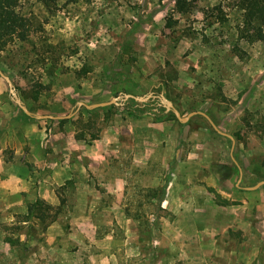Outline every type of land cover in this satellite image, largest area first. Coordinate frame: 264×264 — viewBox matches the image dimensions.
<instances>
[{
	"label": "rangeland",
	"instance_id": "1",
	"mask_svg": "<svg viewBox=\"0 0 264 264\" xmlns=\"http://www.w3.org/2000/svg\"><path fill=\"white\" fill-rule=\"evenodd\" d=\"M238 1L187 0L183 13L177 11L176 0H57L52 11L37 0H20L10 8L9 13L28 20L30 31L26 41L0 49V67L32 113H74L70 88L77 73L87 69L79 80L90 82L97 95L92 102L117 98L120 112L128 108L138 117L154 114L156 120L167 122L164 133L185 139L178 150L184 176L193 181L192 194L176 207L158 209L151 197V190L167 181L175 156L172 146L151 147L158 148L154 159L144 151L135 160L131 144L125 143L121 155L111 159V171L96 172L95 189L85 188L76 177V186L59 190L57 202L48 204L72 216L58 225L73 234L72 244L62 248L64 264H264V236L254 219L264 189L263 196L249 193L247 204L224 209L217 186L211 185L218 172L233 169L235 163L246 167L248 177H264V41L243 38L244 14ZM51 65L58 70L49 79ZM162 96L182 116L207 114L219 130L234 137V150L231 139L218 134L204 116L196 115L189 126L180 127L169 117L173 112ZM1 104L14 108V120L40 129L49 131L56 124L62 131L77 129L72 123L60 127L48 120L26 119L0 75ZM98 112V117L82 114L75 121L82 125L96 119L94 131L113 124L114 115L105 121L102 109ZM201 160L205 168L198 164ZM239 177L240 171L232 178L234 184ZM102 179L123 180L125 187H103ZM251 181L260 182L257 176ZM123 211L127 219H117ZM25 212L23 205L0 213L6 240L17 242L21 237L13 234L23 229L34 236L47 229L36 221L24 225ZM234 214L239 216L236 221L230 219ZM246 214H253L252 225ZM149 224L154 226L153 240L141 241ZM41 241L47 246L45 238ZM42 255L49 261L54 253L46 250Z\"/></svg>",
	"mask_w": 264,
	"mask_h": 264
},
{
	"label": "crops",
	"instance_id": "2",
	"mask_svg": "<svg viewBox=\"0 0 264 264\" xmlns=\"http://www.w3.org/2000/svg\"><path fill=\"white\" fill-rule=\"evenodd\" d=\"M80 85L83 87L82 90H80ZM91 88H93L92 85ZM70 91L71 97L75 98L73 104L77 108L79 103L97 104L91 101L97 95L90 89L88 80L83 82L76 78ZM106 92L105 94H108L110 91ZM6 104L5 107L2 104L0 106V213L2 214L14 210L18 206L25 205L28 208L37 199L54 204L57 202L58 194H60L59 190L78 184L76 177L82 179L81 182L84 183L85 188L95 189L97 187L96 172L101 174L110 172L111 159L119 157L122 152L121 148L128 142L133 148L132 152L136 153L134 154L135 160L137 153L142 154L144 151L149 160L154 159V150L157 147L154 149L151 147L157 145L173 147L172 151L175 156L170 163L162 209H171L169 206L176 207L180 203H185L189 193L192 194L191 183L193 181L184 176V161L179 157L182 150H178L180 143L185 141L184 135L177 134L176 138L172 139L171 134L164 133L162 129V126L167 122L162 123V121L156 120L154 114L138 117L119 111L114 115L113 124L103 127L99 139L88 145L86 142L75 139L76 130L74 129L62 131L57 128L56 124L47 131L46 127L40 129L39 126L28 121H16L13 118L15 116L14 108L9 104L11 108L7 110ZM3 107L5 111H2ZM49 115L59 117L53 114ZM174 126L176 127V125ZM175 141L179 142L174 145ZM198 164L205 168L207 163L201 160ZM235 164L237 165V163ZM238 168L242 170L241 182L243 185L246 183L245 187L240 185V177L236 184L233 183L232 178L236 175L232 170H221L217 173L219 178L214 177L215 180L211 185L215 188L217 186V191L221 197L230 202L247 204V194L261 193L260 195L263 196L261 190L263 186L255 191L245 189L258 184L254 185L251 181L254 176L258 178V175L252 173L251 177H248L246 167ZM260 178L264 180V177L260 176ZM100 184L106 188L111 186H115L117 189L125 187L123 180L113 183V181L102 179ZM236 206L231 205L227 208ZM222 207L226 208L225 206ZM255 207V211L259 213L254 216L256 229L264 236V197ZM252 213H255L253 209ZM253 214L245 215L247 222L251 225ZM237 217L239 216L233 218L230 215V219H234V221ZM62 218L72 220L70 213H63V215H58L56 221L40 234L34 236L28 229L13 234V236L20 235L21 237L17 245H11L5 239V233L0 230V264H64L61 256L62 248L63 245L68 247L72 244L73 234L66 233L62 227H58ZM13 219L14 215H12L11 220ZM117 219L126 220L125 211L117 216ZM23 224L26 225L27 223ZM42 238H45L47 246L41 241ZM46 250H51L54 253L49 261H44L42 257V252Z\"/></svg>",
	"mask_w": 264,
	"mask_h": 264
},
{
	"label": "trees",
	"instance_id": "3",
	"mask_svg": "<svg viewBox=\"0 0 264 264\" xmlns=\"http://www.w3.org/2000/svg\"><path fill=\"white\" fill-rule=\"evenodd\" d=\"M20 0H0V49H5L9 46L12 42L19 40V41H26L27 34L30 31L28 20L22 16L18 12L9 13L10 8H15L19 5ZM40 4H42L48 11H52L53 7L56 4L57 0H37ZM238 7L243 11L244 14V24L242 32L244 33L243 38L248 40L251 43L254 42H262L264 41V0H239ZM176 9L178 12L183 13L188 9V2L187 0H176ZM54 67H57L54 65ZM57 68L54 70L53 66L51 65L49 79L54 78L57 76ZM89 70L83 69L77 73V79L80 77H84ZM49 84H52V80L49 81ZM127 93V92H125ZM131 102H135L134 99H130ZM105 113L104 120L108 121L110 119V115H115L119 112V109L116 105H111L104 108L99 109H87L82 107L78 114L72 116L69 119H62V120H48L51 123H58L60 127H64L68 123H72L73 126H76V134L75 139L77 141L86 142L88 145H91L93 141L98 140L100 137L101 129L94 131L93 129L97 127V120L92 119L88 120L87 122L83 123L82 125L79 122H76V118H78L82 114H87L89 116L98 117L99 110ZM127 111L128 115H134L132 111H128V108L124 109ZM20 113L26 119L30 121H36L35 118H31L27 116L20 108ZM69 115V114H68ZM171 119L177 121L180 127H187L191 124L192 120H190L186 124L180 123L176 116L173 113H170ZM57 116H67L65 114H59ZM81 125V126H80ZM243 166V165H241ZM231 171L235 175H239V168L236 164L233 165V169H224L223 171ZM258 175V174H257ZM168 178V177H167ZM257 180L262 181L260 176H258ZM168 180L166 181L165 185L161 188H156L151 190V197L157 200V208L162 209V202L164 200V196L166 193ZM255 185V184H254ZM253 185V186H254ZM264 189V186L262 187ZM220 205L229 206V205H237L238 202H230L223 198ZM51 211H55L53 216L50 215ZM61 213V209L57 208L56 210L54 207L48 203H46L42 199H37L35 203L30 204L28 206V212L22 216V223H27V225L31 223H37L38 225H44V229L47 228L50 224L56 221L58 215ZM50 219V224H46L47 221ZM153 225L149 224L148 229L146 230V237L141 238V241H149L153 240ZM156 228V227H155ZM32 229V228H31ZM30 232V230H29ZM31 233V232H30ZM7 241L14 245L15 243L19 244V240L15 242L12 239H7Z\"/></svg>",
	"mask_w": 264,
	"mask_h": 264
},
{
	"label": "water",
	"instance_id": "4",
	"mask_svg": "<svg viewBox=\"0 0 264 264\" xmlns=\"http://www.w3.org/2000/svg\"><path fill=\"white\" fill-rule=\"evenodd\" d=\"M0 75L8 83V85L10 87V93H11L12 97L14 98L15 103L18 105V107L20 109H22V111L27 116H29L31 118L38 119V120H62V119H69L72 116H74L80 110L81 107H85L87 109L93 110V109H99V108L108 107V106H111V105H117V101H118L117 98H114V99H112L111 101H108V102H102V103H97V104H92V105H86L84 103H79V107L77 108V110L74 113L69 114L67 116L55 117V116H51V115H36V114L32 113L27 108V106L23 103L21 98L17 95L16 89L14 87V84H13L12 80L2 72L1 68H0ZM129 97L133 98V96H126V98H129ZM162 102L165 105V107L167 108V110L168 111H172L175 114V116L178 119V121L180 123H182V124L188 123L191 120V118H193L196 115L204 116L210 122L211 126L214 128V130L218 134H220L221 136H224V137H227V138L231 139V141L233 142L232 150H234L235 139L233 138V136H231L230 134L224 133L221 130H219L217 125L211 120V118L207 114H205L204 112H201V111H194V112H191L190 114H188L187 116H182L181 113L174 107L173 102L167 100L163 96H162ZM241 179H242V170L240 169V180H239V183L241 182ZM261 186H264V181L259 182L254 187H249V188H245V189L248 190V191H255V190L259 189Z\"/></svg>",
	"mask_w": 264,
	"mask_h": 264
}]
</instances>
